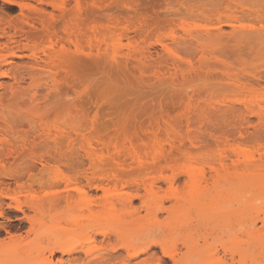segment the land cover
I'll return each instance as SVG.
<instances>
[{"label":"rangeland","instance_id":"374dc122","mask_svg":"<svg viewBox=\"0 0 264 264\" xmlns=\"http://www.w3.org/2000/svg\"><path fill=\"white\" fill-rule=\"evenodd\" d=\"M36 1L0 0V124L9 126L4 144L15 149L9 146L15 157L8 158L0 151V176L19 177L18 183L1 177L10 189L9 197L0 196V264H157L163 246L185 251L187 244L203 255L223 254L221 242L247 240L240 224L222 229L194 212L183 224L157 221L168 219V210L190 206L193 198L205 214H223L254 210L264 195V0H83L85 25H96L110 46L92 56L71 54L56 87L25 50L26 44L40 46L48 34L41 23L26 20L29 13L37 19ZM68 1L71 8L74 0ZM64 21L50 24L63 34ZM131 22L132 43L110 39ZM218 27L227 34L217 36ZM36 106L38 118L65 132L58 144L39 137V119L31 113ZM73 125L82 135L72 132ZM156 125L165 151L167 133L182 137L176 151H167L180 164L140 174L133 167L115 169L110 160L104 167L92 165L91 138L95 152L107 158L115 145L124 157L130 139L150 162L159 152L150 140ZM24 131L30 132L26 139L19 136ZM183 148L191 154L180 155ZM220 157L234 172L226 188L187 174L192 163L210 178L221 169ZM117 169L124 176L112 180ZM167 177L176 182L169 184ZM56 193L71 197L55 200ZM248 250L246 259L252 260L255 251Z\"/></svg>","mask_w":264,"mask_h":264},{"label":"bare ground","instance_id":"6f19581e","mask_svg":"<svg viewBox=\"0 0 264 264\" xmlns=\"http://www.w3.org/2000/svg\"><path fill=\"white\" fill-rule=\"evenodd\" d=\"M84 1L83 0H74V4L70 3V6H71V4H73V5L71 8H69V2L70 1H68V0H38L36 2H39L38 4L40 6L36 5L37 7H35L33 4H31L35 8H37V11L30 8V12H32L31 10L37 12V13L35 12L37 15V17H36L37 19H35V17H33V18L29 17L28 15H30V13L28 15H26L27 16L26 20L28 19L27 22L29 24H35L36 22H39L38 24L41 23L40 24V25H42L41 27L44 26L42 29L47 30V32L45 31L46 32L45 34L48 33L47 34L48 36L46 35L47 36V37L45 36L46 39H44L43 41L40 42L41 43L40 46L36 44L37 42L33 43L34 42L33 41V42H31V44L33 43V45L26 44L25 45L26 49H25V47H24V49L28 50L27 52H30V57L32 56L31 57L32 60L35 59V62H34L35 64L32 62L33 65L39 66L47 72L45 74V77L48 78L53 83V85H52L53 87H56L57 84H61V82H62L61 80H64V77H63V79L61 77L62 76L61 70L62 69L65 70L64 69L65 61L71 54L73 56L75 54L76 55L87 54L88 56H90V55L92 56V55H94L95 50L102 52L104 49H107L110 46L109 41L106 39V37L104 35H103V37L99 36V34L97 33L96 25H91V26H87V24L85 25V23L87 21V19H85L86 15H87V14H85V12L87 9L85 10V8H84V4H85ZM30 3H32V2H30ZM44 4H47L46 6H48V5L52 6L53 11L49 12L45 8V6H43ZM94 4H97V6H99L98 2L94 3ZM54 9L59 11L60 13L57 12V15H55L56 13H53V12H56ZM48 12L50 15H52L50 17L51 22L52 21L54 22L55 20L57 21V19L67 21L66 22L67 27L63 31L64 32L63 34H61V32L56 29L55 24H54V26H53V24H50L51 22H49L50 20H48L49 19ZM33 13H32V15H33ZM47 14H48V16H47ZM59 18H61V19H59ZM132 22L126 26L124 25L123 28L121 27L122 29H120V31H118V33H116V35L112 36L110 39L112 41H116L117 44H122V42L124 41L123 39L127 38L129 40V43L130 42L132 43L133 42L132 39H134V38H132L130 41L131 35L129 34L130 33L129 30L133 29L135 27V23H133L134 24L133 25ZM145 23L147 25L148 22H145ZM30 26H34V25H30ZM136 26H138L137 23H136ZM34 27H36V26H34ZM119 28L117 30H119ZM21 29L23 30V28H21ZM117 30H116V32H117ZM262 30L264 31V29H262ZM217 31L219 33H216V35L221 34L222 32H223L222 35H224L225 31H223V29L221 27H218ZM16 32H18V31H16ZM259 32H260V29H259ZM138 33H136V34H138ZM207 34L209 35L210 33H207ZM217 36H219V35H217ZM217 36H216V38H217ZM27 38L31 39V36H29ZM221 38L223 39V36L220 35V39ZM30 41H32V40H30ZM129 45H131V44H129ZM141 55H139V56H141ZM136 58L138 59V57H136ZM139 59L141 61V58H139ZM65 73H67V71ZM38 110H39L38 106H36L31 113L33 114L32 116L35 119H39L38 126L35 127L36 129L39 128V131H41L40 132L41 134L39 135V137L43 136L45 141H48L51 138L50 140H53V141L55 140L56 141L55 143L58 144V142L61 140V138H64L63 136H65V132L62 131L61 129L53 131L52 126H49V124H47V122H45V121H43L37 117ZM79 113H81V112L80 111L76 112V114H79ZM5 114L6 113L3 110L2 116H5ZM168 125H170V123ZM158 126L156 125V127H158ZM170 126H171V129L175 132L176 127H173V124ZM8 127H7V125H1L0 124V137H3V136L5 137V138H0V141H1L0 142V146H1L0 151L1 150L4 151L3 153L6 152L5 156L7 158L9 156H14L12 154V153H14L12 150V149H14V146L10 144L11 146H13V148L10 149V147H9L10 145L8 147H6V145H5L8 142V140L6 139L7 137L5 136V134H9V128ZM78 127L76 125H73L71 128L72 132H74L76 135H82V133ZM92 127H93L92 129H94L95 126L92 125ZM153 127H154V129H152V130L149 129V131L151 130L150 131V133H151L150 134L151 135L150 140L155 141L154 143L157 146V148H159V152L157 153V155L152 157L150 162L137 152L136 148L133 146L132 141L130 139H129V142H126L124 144V146L129 151L127 154L124 155V157H123V155L120 154L121 151L119 149V146L115 145L114 146L115 154L109 155L108 156L109 159H108L107 156H104L103 154H98V152H95V146H94L93 140L91 138V139H89V146L91 149L88 151V153H89V159H90L92 165H98L97 167H100V166L104 167L103 165L105 164V160H106V162L108 160H110V162L113 163V166L115 167V169L120 168V169L126 170V168L133 167V168H137L136 171H138L140 174V173H145V172L148 173L149 171H163V169H165L167 167H173L174 165H176L178 163L180 164V162H178V158L173 157V156H177V155L170 153V152L173 151L172 149L177 147L176 142H177L178 138H179V141L182 142V140H181L182 137L181 138L176 137V135H175L176 133L175 134L167 133V142L169 144V147L171 148V149L168 148L171 151L169 150L170 152H167L168 149H166L167 151H165V148H164L165 145H162V142H160L159 127L156 129H155V126H153ZM27 133H28V131H24V132L20 133L19 136L21 138L24 136L23 138H25L27 136ZM193 138H195V137H193ZM58 139H59V141H57ZM34 141H31V142H34ZM190 141L192 143H195L194 140H190ZM23 142L26 144L25 140L24 141L22 140V144L25 145ZM129 143L131 146L129 145ZM31 144H33V143H31ZM179 144H180V142H179ZM155 145H154V147H155ZM105 146H107V148H110V145H108V144ZM188 146H190V145H188ZM3 147L6 149L8 148L7 151H5V149ZM180 149H181V146H180ZM183 149L181 152L177 149L181 153L180 155H182V152H183L184 156H185V154L187 155L188 153L191 154V150L189 151L186 148H183ZM174 150L176 151V148ZM2 151H1V153H2ZM15 152H17V151H15ZM102 153H104V152H102ZM167 153H169V154H167ZM170 154H172L173 156H171ZM105 157L107 159H105ZM185 161L187 162V160H185ZM217 161H215V162L220 164L221 169H218V170L214 169V171H213L214 173L209 175L210 178L208 176H206L204 171H195L198 169H194V167H190V166H192V163H189L190 161L188 162L190 165H188L185 162L188 165L187 169H189V170H187V174L190 177H192L198 183L199 182H207L209 179L210 180L212 179L220 188H224L222 186H225V188H226V185L224 184V182L227 180L229 181V179L231 182L234 178V177H232L233 176L232 173H234V172L231 170L229 171L230 168L226 166L227 163H226L225 157H220L217 159ZM207 162L205 161V163H207ZM181 164H183V162ZM92 167H94V166H92ZM188 167H190V168H188ZM195 168H197V167H195ZM118 169H117V171L114 170L115 172L112 173V176L110 177L112 180L113 179L118 180V179H121L122 176H124L123 174H121L120 170L118 171ZM135 173H137V172H134V174ZM231 174H232V176H231ZM17 175H13V174L11 175V174L6 173L4 176H0V188H2L0 191L1 197L2 196H8L9 197L8 190L10 189V186L4 185V184H6V185H10V184L6 183L7 181H4L2 178L3 177L4 178L5 177L10 178V179L12 178L13 180L15 179V181L18 183L19 177ZM163 178H166V177H163ZM172 178L173 177H170V179L168 178L169 179L168 182L171 185H173L174 181H175V179H172ZM228 181L225 183L227 184ZM230 182H229V184H227V186L230 185ZM17 183H15V184H17ZM17 185H19V187L21 186V184H17ZM2 186H4V187H2ZM146 189H147L148 193H152L153 187H146ZM5 190H7V191H5ZM70 195H71L70 193H68L66 196L56 193L53 195V198L55 200H61L64 197H66V198L71 197ZM194 199L195 198H193V202L189 204L190 206H188L182 210H179V212H177V213L173 212L172 210H168L167 211L168 212V219L170 218V221L167 218L165 220L166 221L168 220V222H166L165 220L164 221L158 220L157 225L158 226H165L171 222L174 223L176 221L178 224H183V222L189 221V218L192 219V217L194 216L192 214L194 212L195 215L197 214L196 215L197 217L198 216H200L201 218L203 217L202 219H204V221H205V222L203 221L204 223L211 222L212 220H214L215 223H217V226H218V224L220 225V223H221L220 228L222 226V229H226L224 227V224L227 225V229L230 226L232 227V225L234 223L240 224V226H242L245 229L244 231H247V240L236 239V240H232L230 242H228V241L221 242L220 243L222 245L221 247L224 248V249L222 248L224 250V252L222 251L223 254H220L217 250V251L211 252L208 255H203V253H201L199 249H195L193 251V250H191V247L187 244H185V248H186L185 251H179L177 247L169 249V248L163 246V256H160L157 258V264L168 263L169 262L168 260H170L172 264H264V195L261 196L260 202L258 203V205L255 207L254 210L249 209V208H248V210L242 209V208H235V209H233V211L229 210V212H226V213H224L225 212L224 211L223 214H225V215H223L222 212L221 213L220 212H218V213L212 212L209 214H205V211L201 207V203L198 200H194ZM118 201L120 203H126V199L122 198V197H119ZM19 205H17L18 210L19 209L21 210ZM30 206L32 208H34L35 204H32ZM21 211L23 212L24 210H21ZM217 214L221 215V216H218ZM196 216H195V218H196ZM217 216L220 217L222 220L220 221V218H218ZM232 216H234V221L232 219L233 218ZM205 219H208V222ZM209 219L210 220L212 219V220L210 221ZM22 220H23V218H22ZM228 221H229V223H228ZM230 221L233 223H231ZM258 221L261 222V224H259V225H261L260 227H259V225H257ZM226 223H228V224H226ZM229 224H231V225H229ZM246 225H247V227H244ZM248 226L250 227V229H247ZM251 227H253V228H251ZM12 237H14V236H12ZM247 245H248V248H244ZM249 248L252 249L253 251H255V254H254L252 260L246 259V254L249 251L248 250ZM64 252L71 253L72 250L68 249ZM127 264H131V262H128Z\"/></svg>","mask_w":264,"mask_h":264}]
</instances>
